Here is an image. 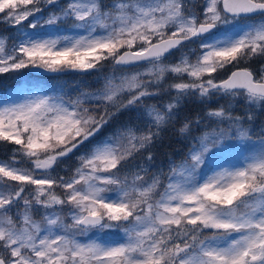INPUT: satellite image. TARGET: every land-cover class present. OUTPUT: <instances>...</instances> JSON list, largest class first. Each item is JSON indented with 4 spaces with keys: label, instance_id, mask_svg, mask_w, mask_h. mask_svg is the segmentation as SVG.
Segmentation results:
<instances>
[{
    "label": "snow or ice",
    "instance_id": "1",
    "mask_svg": "<svg viewBox=\"0 0 264 264\" xmlns=\"http://www.w3.org/2000/svg\"><path fill=\"white\" fill-rule=\"evenodd\" d=\"M0 23L15 30L0 34V76L100 82L0 102V142L15 146L0 160V264H264V64L240 67L264 58V0H0ZM193 97L217 106L181 119ZM123 112L140 123L106 135ZM170 126L190 143L165 172ZM232 141L236 162L215 163Z\"/></svg>",
    "mask_w": 264,
    "mask_h": 264
},
{
    "label": "trees",
    "instance_id": "2",
    "mask_svg": "<svg viewBox=\"0 0 264 264\" xmlns=\"http://www.w3.org/2000/svg\"><path fill=\"white\" fill-rule=\"evenodd\" d=\"M105 3H110L111 0H104ZM177 52V51H176ZM174 52V53H176ZM264 62L263 58H255L252 61L248 62L247 64H241L240 67H251L252 69H256V67H259L262 63ZM130 71L132 69H129ZM231 69H229L230 71ZM109 71V69H105V72ZM94 74V75H93ZM93 74H80V73H62L60 76L56 77H36L32 74L29 75V81L31 85H39L42 83L41 80H44L48 82L49 84H57L60 79L65 78V82L63 83V88L64 90L70 95L74 96L76 94L77 88L76 85H80L83 88H88V89H96L100 87V82L97 79V75L95 73ZM222 75L221 77L225 76ZM18 77L16 75H12L10 77H5L1 76L0 77V95L7 93L8 89L12 87L15 83L16 80L18 81ZM172 79L170 78L169 81ZM168 96L163 95L161 97H158L157 99L154 100H149L147 101L148 103H157V104H162L167 102ZM215 105V102L213 101L210 105L208 104H202L199 102L198 99L196 98H189L186 100L183 104V107L181 109V119L185 115L187 116H194L197 113H200L201 115L203 114V111L206 107H216L213 106ZM235 111L237 114H243L244 112V107L235 108ZM255 112V110H253ZM127 112H123L119 114L117 117L114 118V120L111 122L109 129L105 131V134L110 133L112 131L113 127H117L116 122L122 121L124 117H126ZM120 118V119H118ZM122 124L124 125L125 122L122 121ZM264 125V111H259L256 112V120L253 124V127L256 129H259ZM179 125L177 124V127ZM193 135H199V131L193 132ZM255 138V137H254ZM190 143V138L189 139H184L183 137L179 136L177 132L173 130V128L170 126L164 133V140L163 143L160 144L159 146H156L155 148V158H156V163L157 164H163L164 165V170L167 172V163L169 156H171V159L179 163L185 156L187 152V147ZM232 146L234 144L236 145L237 143L235 141L230 142ZM13 146H5V145H0V152L6 148H10ZM205 171H207V167L204 166Z\"/></svg>",
    "mask_w": 264,
    "mask_h": 264
},
{
    "label": "rangeland",
    "instance_id": "3",
    "mask_svg": "<svg viewBox=\"0 0 264 264\" xmlns=\"http://www.w3.org/2000/svg\"><path fill=\"white\" fill-rule=\"evenodd\" d=\"M196 3H197V5H199L200 0H196ZM14 31L15 30L10 28L8 25H6L4 23H0V34L11 35V34L14 33ZM48 31L51 32L52 34H56V32H57V30L55 28L48 29ZM59 33L60 34H71L68 31V29L66 28V26H60L59 27ZM190 47L192 49H197L198 46L196 44H191ZM179 56H180V53L177 51L169 59H170L171 62H175L179 58ZM192 59H195V56H193ZM263 60H264V58H263ZM262 64H264V62ZM260 66L256 67L255 70H258L260 68ZM132 70H134V69H132ZM28 73H31L30 70L25 72V74L23 76L18 77L19 78L18 81L16 80V83L12 87H10L8 89L7 93H4V96L0 95V102H3L5 100L6 96H12L14 93L20 92L23 87H31L32 86V85L29 84V75H28ZM224 74H225L224 72H221L220 76H222ZM12 75H14V74H9V75H6L5 77H10ZM170 78L172 79L171 76H169V79ZM41 81H42V83H40V84H42L41 87H46L48 89H53L56 92H60L61 89H63V91L66 92L64 90V88H63V83L65 82V78L60 79L59 82H57V84H53V85L49 84L48 82H46L44 80H41ZM49 94H51V93H49ZM193 98H195V97H193ZM168 99H169V96H168ZM214 102H215V105H213V106H217V101L214 100ZM218 102L219 103H226V101L223 100V99L219 100ZM237 106L239 108H243L244 107L243 101H239L235 108H237ZM136 115H137V113H135V112H127L126 117H124V119H122V121L125 122V123H129V122L140 123L139 121H136L134 119ZM118 119H120V118H118ZM122 121L116 122L117 125H119V126L113 127L112 131L115 130L116 128L122 126L123 125ZM107 134H109V133H107ZM0 145L15 147L14 145L8 144L7 142H0ZM13 147L6 148V149L2 150L0 152V160L9 159ZM243 150H244L243 147L242 146H237V144L236 145L234 144V146H231L230 148L226 149L223 152H219V151L214 149L213 151L216 152L215 163H219V164H222V165L226 164L228 162L235 163L236 162V158L239 156V154ZM75 166H76V157H72L71 159L67 160L65 164L61 165V169H67V168L75 167ZM63 174H64V172L61 171V175H63ZM37 218H39V217L37 216Z\"/></svg>",
    "mask_w": 264,
    "mask_h": 264
},
{
    "label": "water",
    "instance_id": "4",
    "mask_svg": "<svg viewBox=\"0 0 264 264\" xmlns=\"http://www.w3.org/2000/svg\"><path fill=\"white\" fill-rule=\"evenodd\" d=\"M31 72L33 74H35V75H40V76H55V75H58L59 74V73L45 72L43 70H31Z\"/></svg>",
    "mask_w": 264,
    "mask_h": 264
}]
</instances>
